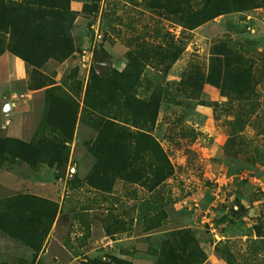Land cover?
Masks as SVG:
<instances>
[{"label": "rangeland", "instance_id": "rangeland-1", "mask_svg": "<svg viewBox=\"0 0 264 264\" xmlns=\"http://www.w3.org/2000/svg\"><path fill=\"white\" fill-rule=\"evenodd\" d=\"M155 3L69 0L77 12L70 28L73 52L61 61L46 60L31 76L28 68L21 96L11 100L14 107L3 110L0 104V138L29 141L53 127L51 136L62 147L61 161L51 166H30L8 155L0 160V207L9 189L57 204L35 253L0 230V264H153L164 239L179 229L203 252L201 264H264V66L258 63L255 94L242 95L241 102L235 93L226 100L206 82L196 98L170 84L190 63L205 69L210 44L224 35L231 45L239 42L251 56L264 57V6L217 15L181 34ZM170 36H184L183 51L166 73L143 65L135 94L146 97L155 86L165 88L151 135L171 174L149 188L145 167L138 178H127L130 169L113 171L101 164L106 155L94 171L98 159L88 146L97 133L96 112L89 104L98 97L97 80L111 70L123 71L134 49L145 50L138 54L144 60L146 49L164 46ZM45 80L53 84L26 90ZM49 92L63 104L49 108ZM255 99L258 105L247 120L227 121ZM68 102L76 107L69 131ZM240 111L245 118L250 110ZM14 127L18 137L8 135Z\"/></svg>", "mask_w": 264, "mask_h": 264}, {"label": "trees", "instance_id": "trees-1", "mask_svg": "<svg viewBox=\"0 0 264 264\" xmlns=\"http://www.w3.org/2000/svg\"><path fill=\"white\" fill-rule=\"evenodd\" d=\"M154 2L171 16L172 23L180 27L181 34L217 15L264 6V0ZM76 14V11L69 8V0H0V54L5 50L12 53L31 66L34 72L48 59L63 60L73 52L70 28ZM185 43L184 36L177 39L170 36L164 46L146 49L144 60H141L138 54L145 50L134 49L129 53V61L123 71L117 73L111 70L105 78L97 80L99 94L97 99H93L89 104L90 112H96L97 133L88 146V151L98 159L93 165L94 171L100 167V156L106 155L103 162L100 159L101 164L113 171L116 169L123 172L130 169L127 178H138L139 172L145 167L150 171V179L146 181L149 188L158 185L171 174L172 168L168 158L151 135L161 102L160 97L165 94V88L158 85L153 87L148 96L138 97L135 94V86L143 65L148 64L166 73L183 51ZM151 53L156 54L158 58L149 59L153 58ZM258 63L263 67L264 57L251 56L241 43L237 42L233 46L230 44V38L224 35L210 44L205 69L202 70L197 62L190 63L179 81L170 84L180 90L184 97L196 98L200 84L206 82L218 88L219 95L226 100H231L230 95L235 93L236 99L240 101L242 95L255 94L257 82L254 76L259 68ZM47 84L52 85L53 82L45 80L29 88L36 89ZM53 89V86H50V90ZM88 89L87 85V93ZM60 100L57 93L49 92L48 107L52 108L53 103ZM230 103L229 101V105ZM257 105L256 99L246 103L245 107L250 111H246L248 115H245V118L240 111L245 108L244 105L237 107L233 117L227 121L247 120ZM66 106L70 121L69 131L74 124L76 107L72 102H68ZM229 108L232 109V106ZM52 131L53 127L46 132L41 131L29 141L0 138V160L8 155L30 166H35L38 162L47 166L59 163L62 147L52 138ZM56 212L55 202L36 195L20 193L7 196L0 207V230L21 241L35 253ZM35 240L38 241L37 244ZM164 243L165 245L160 246L156 252L153 264H201L204 259L203 252L193 242L187 230L170 232ZM87 264L106 263L88 260Z\"/></svg>", "mask_w": 264, "mask_h": 264}, {"label": "crops", "instance_id": "crops-1", "mask_svg": "<svg viewBox=\"0 0 264 264\" xmlns=\"http://www.w3.org/2000/svg\"><path fill=\"white\" fill-rule=\"evenodd\" d=\"M28 68L30 70L29 76H31L32 74L35 73L33 71V69H31V66L27 65L22 59L13 55L12 53L5 50L0 54V87H2V92L0 94V104L1 105L3 103L7 102L8 103V109L14 107V103L11 102V100L12 99L16 100V98L18 96L19 97L21 96L20 91L22 90L23 84H25V82L27 80ZM26 90L29 92L30 91L31 92L36 91L34 89H32V90L26 89ZM25 95H29V94H25ZM15 129H16V127H14L13 130H11L8 135L18 137V133ZM5 173L9 174L8 172H5ZM20 193L32 194L26 190H22V191L17 190L16 191L14 189H9L7 191V194L4 195V197L11 196L14 194H20ZM32 195L39 196V194H35V193H33ZM39 197L48 199L42 195H40ZM48 200H51V199H48ZM51 201L56 202L55 199L51 200ZM6 235L8 238H11L13 240L15 239V238H12L11 236H9L8 234H6ZM15 241L18 243H21V241H19L17 239H15ZM25 247L27 248V250L32 251V249L30 247H28L26 245H25Z\"/></svg>", "mask_w": 264, "mask_h": 264}, {"label": "water", "instance_id": "water-1", "mask_svg": "<svg viewBox=\"0 0 264 264\" xmlns=\"http://www.w3.org/2000/svg\"><path fill=\"white\" fill-rule=\"evenodd\" d=\"M2 109L3 110H7L8 109V103L7 102L2 104Z\"/></svg>", "mask_w": 264, "mask_h": 264}]
</instances>
